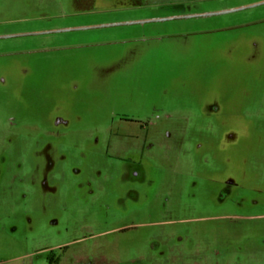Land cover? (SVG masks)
<instances>
[{
  "label": "rangeland",
  "instance_id": "obj_1",
  "mask_svg": "<svg viewBox=\"0 0 264 264\" xmlns=\"http://www.w3.org/2000/svg\"><path fill=\"white\" fill-rule=\"evenodd\" d=\"M261 1L0 0V260L264 264Z\"/></svg>",
  "mask_w": 264,
  "mask_h": 264
},
{
  "label": "flooded vegetation",
  "instance_id": "obj_2",
  "mask_svg": "<svg viewBox=\"0 0 264 264\" xmlns=\"http://www.w3.org/2000/svg\"><path fill=\"white\" fill-rule=\"evenodd\" d=\"M251 7H254V6H251ZM247 8H249V7H247ZM230 10H232V9H230ZM230 10H227V12H233V11H230ZM214 13L215 14H221V13H225V12L217 11V12H213V13H209V14L207 13V14H204V15H214ZM197 14L198 13H195V15H194L193 12H185V13L184 12H179V13H175V14H168L165 17H155L154 19L151 18V19L146 20V21H148V22H152V21L153 22L154 21L155 22H165V21H171V20H185V19H188V18H194V17L203 16V15H197ZM44 33L49 34V33H54V32L53 31H46V32H43V34ZM2 38H10V37L9 36H3ZM127 121H138V120L127 119ZM173 238H174L173 236H170L169 237L170 241ZM152 243H151V245H152ZM173 245L174 244L171 243V248H166V249H163V250L162 249H155V247L151 246L152 250L144 252V253H140L139 252L137 255H133V258H135V259H132L130 261V264H159L158 260L161 259L162 257H164L165 259H169V260L178 258L179 262L177 264H186L187 263L186 261H189L188 258L192 257V254H194L193 250L192 249L188 250V249L179 248L180 244L177 247H175ZM172 247H174V248H172ZM58 248L62 249L63 246H60ZM145 253H155L154 260L149 261L151 257L147 258L145 256Z\"/></svg>",
  "mask_w": 264,
  "mask_h": 264
},
{
  "label": "crops",
  "instance_id": "obj_3",
  "mask_svg": "<svg viewBox=\"0 0 264 264\" xmlns=\"http://www.w3.org/2000/svg\"><path fill=\"white\" fill-rule=\"evenodd\" d=\"M43 253V249L21 253L5 260H0V264H42V260L35 262L33 258ZM7 262V263H5Z\"/></svg>",
  "mask_w": 264,
  "mask_h": 264
},
{
  "label": "water",
  "instance_id": "obj_4",
  "mask_svg": "<svg viewBox=\"0 0 264 264\" xmlns=\"http://www.w3.org/2000/svg\"><path fill=\"white\" fill-rule=\"evenodd\" d=\"M264 1H261V2H258V3H255V4H252V5H249L247 7H251V6H257V5H260V4H263ZM247 7H240V8H236V9H232L230 11H236V10H240V9H244V8H247ZM223 12H227V11H223ZM215 14V13H214Z\"/></svg>",
  "mask_w": 264,
  "mask_h": 264
}]
</instances>
